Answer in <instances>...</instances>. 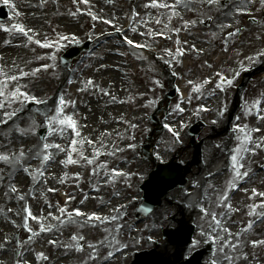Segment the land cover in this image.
Segmentation results:
<instances>
[{
	"label": "snow or ice",
	"instance_id": "snow-or-ice-1",
	"mask_svg": "<svg viewBox=\"0 0 264 264\" xmlns=\"http://www.w3.org/2000/svg\"><path fill=\"white\" fill-rule=\"evenodd\" d=\"M74 5H89V0H72ZM253 0H248V3H252ZM7 3V0H5ZM184 5L185 8H189L190 0H175L173 4H169L167 0H149L148 3L144 4V8L146 9H154L160 12L154 20L151 16L148 19H137L139 17V13H133L132 17L130 18L134 24L139 25L130 27L129 31L133 34L139 35L141 37H146L147 40H151L153 43L156 42L157 38H162L165 40L171 39L170 33L175 32L177 35L181 31V29L171 27L172 19L176 15L177 8L180 4ZM201 3H207L209 6H214L220 3V0H201ZM261 6L264 7V0H260ZM191 10V9H190ZM237 12L239 14H248L247 8H238ZM18 14V13H17ZM73 16L86 14L93 22L99 21L104 25H109L114 29V32L108 33H101V35L112 36L114 34H119L123 36L122 43L127 45L129 48L133 49L134 52L136 51H151L152 45L148 42L140 43L138 41H134L133 39L129 38L126 35H123L124 29L117 26V22L114 18L112 19H104L98 16L95 12H93L90 8H86L84 10L77 8L76 11L70 13ZM208 19H211L209 17ZM203 22V21H201ZM160 26L159 30L154 29L151 27L152 24ZM196 21H184L183 29L189 28V26H194ZM95 24H93V28ZM142 27L144 30L141 31L139 28ZM221 29L228 27L231 28L232 25H220ZM5 32L10 30H14L15 32L23 35L26 38L27 45L35 44L39 48L42 49H59L63 45L60 43L61 41H68L72 40L78 42L76 37L67 36V35H59L55 41L47 38L46 36L41 39L40 33L36 32L31 28H26L23 24H15L12 26V29L4 28ZM240 33V29L236 28L233 32H229L225 37L224 42L227 43L229 38H233ZM215 36V33H213ZM180 41L177 39L176 44L177 48L175 51L172 49H165V55L169 58L165 60V63H173L175 58L183 56V51L179 47ZM193 50L194 46H193ZM228 49L225 48L224 51ZM33 51H35L33 49ZM125 53H121L124 55ZM260 56L264 57V51L259 53ZM39 60H51L55 61L56 56H39L37 57ZM137 59L144 60L147 59L146 56H137ZM159 59L164 60L165 57L161 56ZM249 61H252V57L247 58ZM30 63V62H29ZM54 65H49L47 63L42 64L40 67H36L31 71H25L22 68H18L17 74H9L3 71L0 68V110H4L3 118H0V124H7L10 120H14V118H18L21 111H23L26 105L33 104V105H45L47 106L48 101L37 97L34 94H31L27 88V85H20L19 81L26 78V77H36L38 73L41 71H47L50 67ZM209 67H211L209 65ZM239 67L241 69H245L244 64L241 62ZM238 71H233V78H229L228 76L224 75L223 73H217L218 82L215 84V89L226 92L228 88L233 84L234 78L239 76ZM175 75V73H173ZM210 80H205L203 83L208 84ZM69 84L73 83L72 80L68 81ZM154 86L163 87L159 80L153 81ZM189 84H192V81H189ZM94 86V82L92 80H88L86 82V86L81 88L80 91H86L88 87ZM195 92H200V87L197 86L193 89ZM103 91V90H101ZM104 95H109V93L104 92ZM115 100V97H113ZM264 101L256 100L253 102L251 108H247L248 112H251L253 109L257 110V114L259 115V110L261 104ZM16 104L19 105V108H12V106ZM148 106H151V102ZM67 107L75 108V102L69 99H66L65 95L60 94L55 102L54 109H49L48 112L44 113V118L46 120V128L48 129L50 136L60 135L63 137L67 132L69 134V143L66 146H62L59 143H43L42 147L37 151L36 158L40 159V166L37 167L35 170H30L28 167H24L23 171L28 174L31 179L36 183L40 184L41 182L47 183V179L45 177V171L48 163L54 159V155L56 153H64L65 158L60 161L64 167L68 166H80V167H91V175L95 176L96 168L100 167L101 169H106V164L99 163L100 158L102 156H114L116 151H123V149H114L113 151H107V145L103 143L102 140L93 141L90 138H84L81 135V131L78 125V121L74 118V115H69L66 112ZM11 108V111L7 109ZM175 111L182 113L184 109L181 107L180 104L175 106ZM224 111H227L226 106L224 110L220 112V115L224 114ZM264 119V117H261ZM131 128L135 129L137 125L131 124ZM165 127L168 129L170 133H172L175 140L179 141V133L176 132L171 126L165 124ZM21 135H25L24 130H19ZM234 132H238L242 134L241 136H237V139L241 141L239 146L234 149V154L231 156V167L234 173L233 179L230 182L228 189L222 194L220 200L223 202L220 204L221 207H226L230 212L234 211L232 205L227 203L229 200L228 192L238 187L236 181L239 180L241 177H247L249 175L248 171H241L244 167L243 163H241L242 153L249 151L248 145L253 142L251 132L247 129V126L244 127H237L233 129ZM252 132L260 131L259 128L252 129ZM132 139H135L133 136ZM91 148V156L85 154V152ZM257 148L264 147V142H256ZM129 149H135V144H129ZM55 150V153L52 151ZM24 159V152L21 150L18 156H15L13 160L12 156L0 154V161H4L6 163H15L20 164V162ZM157 159H160L159 155H157ZM113 176H128V173L119 172L116 170H112ZM74 181L77 183L75 184L76 187H79L78 181L81 179L79 173H75L72 177ZM68 180V173L65 172L64 176L59 179L60 184H65ZM131 185H129L130 187ZM99 188H96L95 191H99ZM47 192H54L56 189L54 188H47ZM11 193H17L18 189L13 185L10 187ZM7 195V193H6ZM67 196V200L65 201V205L61 206L58 203L52 204L45 198V204L49 211L47 214H33L30 205L25 204L22 209V223L17 225V227L22 228L30 235L28 236V242L31 243L34 237H37L39 234L45 232H52L53 229L60 230L65 224H76L79 228H101L103 227L105 232H108V225L113 224L121 219V212L127 208V205H121L119 208H113L112 212L115 213L109 215H101L97 212L88 213L82 211L80 208H69L68 205L71 204L75 197L70 195L69 193H65ZM257 197L264 198V192H258L256 189L251 190L250 199H255ZM34 198V197H33ZM26 195H18V200L25 201ZM89 197L87 194L84 195L83 199L79 201L81 205L88 200ZM11 211V210H9ZM143 212H151V209L143 208L140 209ZM200 214L202 218H206L207 228L203 225L198 223V227L200 231L198 232L195 238H192L187 241V249L185 253V260L190 261L191 256L196 249L201 246V242L203 241L206 244L212 245L215 244L216 252L213 254V258L210 260V264H220V260L217 256V253L223 254V261L225 264H236V261L240 258L247 261L248 256L247 254L240 251L241 242L240 238L243 236L244 233L249 232L253 228V222L249 221L247 225L241 230V232L233 233L230 229L225 225L223 219L214 211H209L207 208L201 206ZM20 213H18L19 215ZM126 215L127 213L124 212ZM248 215L250 217L259 216L261 219H264V201L260 204H252L249 206ZM168 217H164V221H167ZM55 223H52V222ZM35 222L39 227L38 230H34L32 227V223ZM123 225H119L115 232H118ZM232 237V239H229ZM85 236L82 234H73L71 236V240L74 242L75 250L83 252L85 250V245L81 242L85 241ZM9 241L5 240V243ZM138 243L139 241H135ZM148 242L151 244L157 243L155 240L152 239L151 236L148 237ZM49 243L57 244V241L50 240ZM99 244H103V241H100ZM252 247H259L264 246V240H252L251 241ZM3 247V245H0ZM65 247H68L65 245ZM128 244L123 243L120 244L117 241V251H122L123 249L127 248ZM87 248L92 250V254L89 255L88 259H86L83 264H89V260L95 261L97 259V248L98 244L87 243ZM227 249H231L232 253H239V255H231L228 253ZM114 255L113 252H109L106 259L112 257ZM37 259H41L46 261L48 259L47 256L43 252L37 253ZM17 264H20V261H17ZM26 264V262H25Z\"/></svg>",
	"mask_w": 264,
	"mask_h": 264
},
{
	"label": "bare ground",
	"instance_id": "bare-ground-1",
	"mask_svg": "<svg viewBox=\"0 0 264 264\" xmlns=\"http://www.w3.org/2000/svg\"><path fill=\"white\" fill-rule=\"evenodd\" d=\"M92 1L94 2V0H92ZM242 4H245V2L243 1L242 3L233 4L230 7H228L225 11H222L220 13L219 17L216 19L215 23L218 21H222V20H228L229 23H232L233 22L232 18L235 17V14L237 13V9L242 8ZM99 6L101 7V10L104 9V7H102L101 5H99ZM179 6L182 7L184 10H186L183 3L180 4ZM99 11L100 10L96 11L98 16L101 15V13ZM21 13H22V17H23L24 11L22 10ZM31 15H32L33 19H31V20L25 19V20L28 22V24L32 25L33 30H35L36 32H39L41 34L40 38L43 39L47 34V31L44 30V28L45 27L50 28L51 26H53L55 24V20L58 16V13H53L50 10L39 11V10L33 9V14L31 13ZM178 15L181 16V11L178 12ZM242 17L243 16H240V18H242ZM26 21H17L16 24L25 25ZM235 21L237 22V24L242 22V20L237 21L236 19H235ZM96 23L98 24V26L100 25L99 21H96ZM56 25L59 27H63L65 29H67L66 31L68 33H73L72 29L76 26V24L74 22H72L71 20H69L68 22L65 21V18L62 16L57 20ZM218 27L219 26H217V28ZM246 30L248 31L249 29L247 28ZM100 32H101V29H95L92 31V34L98 35V34H100ZM108 43H109L108 40L107 41L105 40L102 42V44H105V45H107ZM35 46H37V45H35ZM48 51H49V49H42L41 48L40 52H37L35 55L34 54L32 55V54L27 53V49H24L22 51V55L20 57H16L13 59L14 60V66L12 68L7 67L8 73L9 74H17L18 68H22L25 71H31L32 69H34L36 67H40L42 64H45L47 62V60H39V59H37V57L49 56ZM101 51L108 52V48H106L104 50L102 49V50H100V52ZM121 51H123V50L121 49ZM218 51L219 50H216L214 53H212L210 51L207 53V55L212 56V57L217 55V57H218V54H220V53H217ZM231 52H232V54L236 53L233 50ZM226 56H231V55L227 51H225L222 54L221 59L217 63H221L222 66L226 65L228 62V59H225ZM189 59L199 60V59H204V56L200 55V54H195V55L188 54L186 56V59L183 61V68L189 70L190 75H194L195 77H199V73L202 70L209 78H212L219 72L218 68L213 67V64L216 63L215 61L211 62L209 60H206L205 66L202 67L200 70V67L197 68L194 65H190L189 63H187V61ZM109 62L112 63L113 60L109 59ZM23 64H27V67H23ZM209 65L211 67H209ZM103 68H105V67H103ZM226 69L229 72H231L233 69L232 63H230L226 67ZM43 73L45 74V77H43L44 75H39V74H43ZM44 78H46V80L42 81L41 79H44ZM98 79L101 82L100 85H101V88L103 90L102 92H100L99 90L97 91L101 95L100 105L105 108L104 112H106V113L111 112V113L103 115L99 119V121L96 125H95V122L91 123V121L93 120L94 114L96 112H98L99 107L96 106L95 101H91L90 103H86V101L81 96H80L79 100H77V89H76V87H74V89L72 91L65 94L66 99H69V100L75 102V108L70 107L69 115H74V118L78 121V125H79L81 133L82 132L85 133V135L88 138L92 139L93 141L102 140L105 145L109 141H111L113 144H116L127 130H135V129L130 127V125H131L130 118L129 117H123V114H124L123 108L119 105L111 107L112 103L107 102L106 98L103 97L104 92L109 91V92L113 93L116 91V86H118V82H119L118 75L113 73V72L104 73L103 75L99 73V74H97V77L93 78V80L96 81ZM37 80H39V81L36 82ZM20 83H27V85L32 87V88H33V84L36 87L37 86L47 87L48 84H52L51 82H48L47 71H41L40 73L37 74L36 77H26V78L20 80L19 84ZM83 85L86 86V82L83 81V75H81L80 81H79V86H83ZM91 87L92 86H90L88 88L90 89ZM177 87L180 91L183 89H187V90L189 89V85L185 81L184 77L181 78V80L177 84ZM140 90H141V87H139V84L135 83L133 85L132 94L134 96H138L140 94ZM188 93H190V91ZM31 94H33V93H31ZM116 100H120V99L117 98ZM259 100L264 101V91H262L261 98ZM40 107H41V105H37V107L34 108V110H38ZM260 110L264 111V103L261 104ZM132 111H133L131 114L132 120L140 119L141 113L139 111V105H135L133 107ZM198 113L201 115H203V114L211 115L212 114L211 117H213L215 115L213 108H210L208 111L201 108L198 110ZM27 114H29V113L26 112V107H25V109L23 111H21L19 114L20 119H23L24 122H27L28 120L24 118L27 116ZM34 114H35V112L33 111V115ZM252 114H254L255 116L253 118H249L246 121V123L242 124V127L247 126V129L251 132L252 140H253V142L248 145L249 151L241 154L242 155L241 163H243V165H244V167L241 169V171L242 172L248 171L249 175L247 177L239 178V180L236 181L238 187H236L235 189L228 192L229 200L227 201V203H230L232 205V207L235 208L234 211L230 212L226 207L220 206V204L223 203L220 200V197L228 189V187L226 188V190L223 189L226 186V184H222L221 182H223V181H227V182L230 181L231 182L233 179L234 173H233V170H226V168L228 166V165H226V164H228L227 162L218 161V162H215L210 167L211 172L207 173V175L209 176L207 181L211 183V184H208L207 190H205V187L202 186V190L195 189L192 192V194H193L192 196H190V197L186 196L184 198V202L187 205V207H184L183 212H182L181 218H182L183 223L188 222L189 217L192 216V214H193L190 207H197V206L209 204V205H212L218 209L217 213L220 215V217L222 219L224 216H226L225 225L230 229V231L233 233V235H235L236 233H238L239 227L234 225V224L239 220V216H243L244 213L248 214L250 205L260 204L262 201H264V198H260V197H257L255 199L249 198L251 196V190L252 189H256L258 192H264V168H263V165L261 166L260 159L258 158L259 148L256 147V142H263V140H264V126L261 124L259 118L256 116V112H253ZM189 118H190V116L186 111H183L182 113L176 112L172 117H170V119L168 121L165 122V124H168L176 132L179 133V143H181L180 135L182 134V131L184 130V128L188 125ZM232 125L235 128L240 127L239 122H234V123H232ZM94 127H96L97 130L100 128L102 130L101 134L95 133L96 135L95 134L92 135L91 134V128H94ZM257 128H259L260 131H258V132H252L251 131L252 129H257ZM84 129H86V130L83 131ZM24 131L26 134L23 135L22 151L24 152V159H26L36 149V146L33 143V139H32L33 135L30 132V130L26 129ZM92 136H93V138H92ZM95 136H97V137L95 138ZM169 136L173 137L172 133H170L168 131V129L165 127L164 137H169ZM173 141H175L174 137L171 139L170 143H172ZM187 141H188V139H187ZM5 142H13V140H12V138H9V139H6ZM52 151L55 153V150H52ZM89 151L91 152V148H89ZM206 151L208 152V147L204 146L203 153ZM58 154L59 153H56L54 155V159L46 167L45 177L47 179V183L45 184V183L41 182L40 185L34 184L31 187L30 191L26 192V198L28 199V201L21 205V212H22V209L25 206V204L30 205L33 214H38L40 211H42V214L46 215L47 212L49 211V209L48 210L43 209V206L46 205L45 204V198L49 201V192H47L46 190H47V188H50L51 186L56 185L54 178H53V173L55 170L63 167V165L60 164V160H59L62 158L61 157L58 158ZM209 155L210 154H208V156ZM104 164L107 165V163H104ZM120 165H123V164H120ZM39 166H40L39 161H35L34 166H33V170H35ZM24 167H27V166H24ZM23 168L21 169L22 171H23ZM28 168H30V170H31V163L28 166ZM16 169H17V167H15V166L13 168L11 166H4L2 168V174L5 175V178L2 182L3 183V192H4L5 203H4V206L0 205V213H1L0 214V245H3V247H0V259L2 260V264L9 263V259H7V258H8L9 253H10L11 236H12V233L17 229V225H18V221L15 220V218H17V210H16V202L14 199V193L10 192V187L16 184V180H11L10 172L13 170L12 174H15ZM106 172L107 171L102 173L103 176L99 182V187H98L100 190L98 192L95 191L93 195H88L89 199L86 200L88 203H94V201L96 200L97 197L102 198V196H103L102 195V193H103L102 186L106 180V178H105ZM75 173H79L80 176L82 177L80 168L75 169L73 171V175ZM24 180H26V178L22 177L20 182H22ZM230 182H229V184H230ZM24 186L26 187L27 184H24ZM175 190L176 189H171L170 192L163 193V197L164 198L168 197V199L172 198V194L176 192ZM199 192H202L201 196L199 195ZM205 192H209L210 196L212 197L210 200L207 199V195L205 194ZM6 193H7V195H6ZM123 196H125V194ZM120 199L121 198L114 199V201L117 202ZM123 199L127 203V198H123ZM172 203L177 204V205L180 204L179 201H177V200H173ZM55 204H57V203H55ZM58 204L61 206H64L65 202L58 203ZM112 206L114 207V205H112ZM68 207H69V205H68ZM237 207L239 208L240 211L236 210ZM9 210H11V211H9ZM159 212H161V207L155 213L159 214ZM22 215H23V213H22ZM251 218H255V217H251ZM261 222H264V219L259 218L256 222L253 223V228L250 230V233H249L250 236H252L253 240H264V224L257 226V224L261 223ZM31 223H32L33 227H39L35 222H31ZM121 224L123 225V227L120 228V230L118 232H116V234L121 233L119 236H117L116 243H117V241H119L120 244L127 243L128 247L123 249L122 250L123 252H120L117 255V257L115 259L116 264H122L123 261H125L128 258L129 254H130V249H132L133 245H134L132 235H131L129 229L123 223H119L116 226V228ZM89 231L90 230H87L83 234L86 237L85 241H83V243L85 245V251L84 252L76 251L74 244H68L65 242L57 243V244H55V252H54L52 258H48L46 260V262L43 264H80V263H77L71 255L76 252L79 254L77 257L78 260H80V258L84 259L90 255V251H91V249L87 248V243L98 244V242L95 238L96 235L93 234L91 231L90 232ZM46 233L47 232L39 234L37 237H34L36 239V242L28 248V250L32 251V254L25 256L24 259L21 261V264H25V262H26V264H32L31 259L34 257L33 254L37 255V253L43 252L45 254V256L48 255L46 243H44L47 241ZM69 233H73V230L69 231ZM92 238H95L94 241ZM231 238L232 237H229V239H231ZM5 240H7L9 242L5 243ZM153 240H155V239H153ZM155 241H157V240H155ZM111 243H112V240L108 244H111ZM65 245H67L68 247H65ZM111 251H113V247L110 249V252ZM254 253H255V251L249 252L250 255H253ZM113 262L114 261L110 262L109 264H113ZM33 264H35V263H33Z\"/></svg>",
	"mask_w": 264,
	"mask_h": 264
},
{
	"label": "rangeland",
	"instance_id": "rangeland-1",
	"mask_svg": "<svg viewBox=\"0 0 264 264\" xmlns=\"http://www.w3.org/2000/svg\"><path fill=\"white\" fill-rule=\"evenodd\" d=\"M34 1H35L34 3L38 2V0H34ZM117 1L118 2H115V0H113L112 3H114V6L113 7L106 6V7H108V9H104L103 10V12L105 13V19H112L111 16H116L118 13L120 14L121 12H124L125 15H127V12H129V8H130L129 7V5H130L129 2L127 0H117ZM141 1L142 0H135V3H140ZM259 1L260 0H253L252 3H249V4H251V10L253 12H255L256 21L258 20V18L261 17L260 11H261L262 6L259 4ZM22 2L23 1H21V3ZM96 2L100 4L101 1L100 0H96ZM96 2H93L92 0H89V4L93 3L94 9L96 11H98V5H97ZM148 2H149V0H144L143 4H146ZM167 2L169 4H173L175 2V0H167ZM245 2L247 3L248 0H245ZM246 3L242 4V7L246 6ZM16 4H17V0H16ZM228 4L224 5V7L222 9H226L228 7ZM100 5H102V4H100ZM47 6L50 9L52 4L49 1H47ZM82 6H83V4H82ZM102 6L105 7L104 5H102ZM17 7H18V5H17ZM87 8H90L94 12V9L91 8L90 6H88ZM139 10H140L139 17L137 19H140V18L148 19V17L151 16L152 19L154 20L158 15H160V12L158 10L146 9V8H144V5L143 6L139 5ZM180 11H181V15L183 17V23H184V21H196V22H199V21H201L203 19L208 21L209 14H210V12H208V11L202 12L201 10H199L198 6H195L194 4H190V3H189V8H186V10H184L182 7L179 6L177 8V12H180ZM215 11L216 10L212 11L213 12L212 14H214ZM112 12H115L116 15H112ZM15 16L16 15L10 16L8 21L13 19V18H15ZM206 21H204V22H206ZM222 21L223 22H228V20H222ZM5 23H7V22H5ZM203 23H199V27L200 28L203 27ZM135 26L139 27V25H137V24H135ZM213 26L216 28L217 24L215 23ZM213 26H212V29H213ZM151 27H153L156 30H159L157 28L158 25H155L154 23L151 25ZM26 28H33V27H32V25L27 24ZM88 28H89V24H84V25L79 26V27L75 26L72 30L76 29L77 34H78V32L80 30H83L86 34H88ZM212 29H210V30L197 29L198 35L195 36V37L193 36L192 38H189L188 39V43L183 41V43L179 47L181 49H182V47L184 49H188V48H193V46H194V48H196L198 50H204V49H206L205 51L211 50V49H209L210 46H211L210 42L214 41V40H220L219 37H216L220 33V32H218L219 30L217 29V30L213 31ZM257 29H259V28H257ZM257 29H254V32H252V35H244V36H242V38H241L242 40L241 41L243 43L254 42L255 38L258 37L257 33L255 32V30H257ZM139 30H141V27L139 28ZM1 33H2V36H3L7 32L2 31ZM213 33H215V36H213ZM2 36H0V45L4 46V45H6V43L5 42H1L4 39ZM137 36H139V35L134 34L132 39L134 41H138V40L135 39ZM175 38H177L179 41H181L177 37V35L173 36V39H175ZM177 39H175V42H176ZM51 40L55 41V39H51ZM138 42H140V41H138ZM147 42L152 45V41L151 40H147ZM25 43L27 44V41L25 42V40H23L22 38H21V40H19L18 38H11V40L9 41L7 46H5L3 48H0V60L3 58V56L7 57L8 55L10 56V55L13 54V52H11L10 49L7 50L8 48H12L14 50V52H18L20 49H25V48H27L29 46V45L25 46L26 45ZM94 44L96 45L95 47H94ZM239 44H240V42H238V41L231 42V43H229L227 49L229 50V49L237 48L239 46ZM259 46H260L261 50H264V44H260ZM93 47L97 48V43H93ZM60 48L59 49H49L51 55H53V54L55 55L60 50ZM5 50H7V51L4 52ZM246 50H248V49H246ZM36 52L37 51H33V53H36ZM92 53H94V52H91L90 54L86 53V54H84V58L83 59L80 58L79 60H75V61H72L70 63L69 72L71 73L73 71L74 72V76H73V79H72L73 83L68 84L69 86H73V85H77L78 84V82L80 81V74L81 73H83L84 76L96 74V68L95 67L99 65L100 61L102 60V56L103 55L101 56V54H100V57H98V60H97L96 53H94V54H92ZM137 56L138 55H136L135 59L127 57V59H128V63L127 64L131 65L133 63H136L137 62L136 61ZM162 56H164L165 58H168L165 55H162ZM221 57H222V55L218 54V57L216 55L215 59L218 60V59H221ZM225 59H226V57H225ZM55 61H51L50 60L51 65H54V66L47 72V76H52V78H53L52 82L53 83L52 84H48L47 87H42V86H37L36 87L33 84V94L36 95L37 97L44 98L45 95H49V94H51L53 92L55 94V90H56L58 81L60 80V77H61L60 73L62 71H64V67L60 64L59 58H58L57 62H55ZM235 62H237L236 63V71H238L240 73V71H241L240 69L241 68L239 67V65H240L241 62L243 63V60L241 58H238ZM195 66H196V64H195ZM0 68H5L2 63H0ZM188 76H189L190 80H192V77L189 74H188ZM151 77L154 80L156 78L155 76H151ZM0 78H2V77H0ZM231 78H233V76ZM45 79L46 78L41 79V80L45 81ZM38 81L39 80H37L36 82H38ZM236 84H237V82L234 80L233 84L228 88V90L226 92H224L226 94V96H227V98H226L227 101L225 103L227 105L229 104V101L232 98V95L234 93ZM163 86H164V88H166V85H163ZM149 87H150V96L146 95V90H145L144 91V93H145L144 97L142 98V101H141V106L139 107L140 111L142 112V117H144L146 115V113H150L154 109L153 108L154 105H156L158 103V101L162 97V95H161L162 90H159L158 86H154L152 81L150 82ZM64 89H67V87L65 86ZM262 89H264V82L262 83L260 80L256 79V80H254L251 83L250 87L247 88V90L245 91V98L243 99V103H242L241 109L236 114V116L234 117L235 118L234 121L243 120L246 112H248L247 108H251V106L253 104V100L252 99H254L255 97H258L259 96V91L262 90ZM152 90H153V92H152ZM88 92H90V90L87 89L84 94H87ZM216 92H217L216 89L214 91H210V90L206 91V93H209L208 96L213 95ZM80 93H82V91ZM219 94H221L220 90H219ZM117 96H118L117 90L110 95V97H112V98L113 97L116 98ZM125 96H126L125 92H123V90H122L121 91V99H120L121 100V107L123 108L125 113L128 114L127 116H130L131 115L130 113L132 112L131 110H132L134 104H137L138 102L137 101L134 102V99H133L132 96H131V99L129 101H127V100H125ZM90 99H93V95L92 94H90L87 98H85V100H90ZM211 100H214V98L211 97ZM115 101L116 100L113 99V103ZM95 102H96V106L99 107V110L97 112L98 114H96V113L94 114V117H93V120L91 121V123L95 122V125H96L98 123L99 119L103 115L109 114V112H107V113L104 112L105 108L100 105V102H97V101H95ZM150 102H151V106H145V103H150ZM7 110L10 111L11 108H9ZM69 111H70V107L66 108V112L68 114H69ZM221 111H222V109L220 107H218V112H217V114L215 116H213L211 118L210 117H205V123L207 124L208 128L205 131L201 132L202 135L200 137H203V136H205V134H208L210 132L209 125L214 124V123L211 122V120L218 119V123H216V124L218 125V127H220L219 124H221L222 120L226 119L224 114L220 115ZM3 112H4V110H3ZM249 113L251 114L252 111L249 112ZM39 119H41V118H39ZM263 125H264V123H263ZM33 126H35L34 123H33ZM85 130L86 129H84L83 131H85ZM101 131L102 130L100 128L98 130H97L96 127L91 128V134L92 135L95 134V133L101 134ZM81 135L84 138H88L85 135V133H83V132L81 133ZM140 135H141V132L138 133L137 131H134V134H132L131 131H129L127 133V136L124 134L123 141L119 140L116 144H113L111 141H109L108 142V146L111 149V151H113L114 149H119L120 147L124 146L125 144H135L136 145V143L139 142ZM133 136L135 137V139H132ZM48 137H50L49 133L47 134L46 139ZM96 137L97 136H95V138ZM57 138L60 140V143H62L64 146H66L69 143V134L67 132L65 133V135L63 137L58 135ZM55 141H54V143H56ZM217 142H219V141H217ZM235 142H236L235 143L236 145H239L241 143V141L238 140L237 138L235 139ZM156 145H157V143H156ZM85 147L88 148V146H85ZM156 151L158 153L157 149H156ZM160 151L162 152V150H160ZM61 154H62L63 157H65L64 153H61ZM85 154H89V155L91 154V152L89 151V148L85 152ZM109 157L112 160V162H114L115 166L119 165V164H123V162H128L129 164H132L131 165L132 172L135 171V173H137V174H139L141 172L143 173L142 176H133L134 179H133L132 182H131V180H129V185H131L130 187L128 186L130 188V191H129L130 195H135V194L138 195L137 186H138L139 182H141L144 178L145 179L147 178L146 175L150 171V169L147 167L146 164H145V167L142 164V162L140 160V158H141L140 154L138 152L130 151V150L126 149V150H123L121 152H117L114 156H109ZM107 161H109V159H107ZM87 174H88L87 173V169H85V175H87ZM87 177H88V175H87ZM140 177L142 178L141 180L139 179ZM88 181H89V177H88V180L86 181V184L88 183ZM125 188H126V186L124 185V181H119V182H117L116 185H114V183H113V188H107V191L110 192L112 190L111 195H114V194H120L122 192V190L125 189ZM59 194L60 193L57 192L55 195H56L57 200L60 201ZM0 202H2V201H0ZM17 204L20 206L21 201H19ZM126 213L127 214L126 215L124 214L123 217H121V219L119 221L109 225L110 229H108L109 230L108 232L102 233L101 229L100 230H97V229L94 230V229H88V228H84V229L79 228V229H81L82 233L80 231L79 232H80V234L83 235L87 230L96 231V234L100 235V237L102 239H104L106 236L110 239L112 235L115 236V231H114V229H116L115 226H117L118 223H120V222H122L124 224L127 221V222L130 223V226L127 227V228L131 232L132 237H134V243H135V246H136V249L134 248V250L143 251L149 245L148 243H145V246L143 244V239H145L146 236L148 235L149 227L140 226V225L134 226L135 224L132 222L133 218L135 217L133 209H131V210L127 209ZM38 214H41V212H39ZM20 224H21V222L19 221L18 225H20ZM32 227H33V225H32ZM19 230L21 231V234H20V239L18 241L19 253H18L17 259H18V261L20 259L22 261L24 259V257L30 255V253H32V251L28 250L27 247H26L27 244L24 243L25 239L27 238V235L24 234V230L22 228H19ZM59 231H60V233L62 235L64 233L65 234L69 233L68 228H65V227H62ZM54 232H57L54 235L57 236L58 239H62V237L64 238V236H62L58 231H54ZM156 233H157V230H154L152 232V234H156ZM73 234H75V232H73ZM117 236H119V234H116V236H115L114 246H115V243H116ZM139 239H141L139 241L141 246H139L138 243L135 242V241H137ZM35 242H36V239L33 238L31 243H35ZM169 248H171V247L168 246V249ZM156 252L159 253L160 249H156ZM25 253H29V254L24 255ZM101 255H103V254H101ZM12 258L9 259V263H7V264H13ZM100 258H102V257H100ZM21 261H20V264H21ZM31 263L33 264V260L32 259H31Z\"/></svg>",
	"mask_w": 264,
	"mask_h": 264
},
{
	"label": "water",
	"instance_id": "water-1",
	"mask_svg": "<svg viewBox=\"0 0 264 264\" xmlns=\"http://www.w3.org/2000/svg\"><path fill=\"white\" fill-rule=\"evenodd\" d=\"M172 241H177L178 240V236L177 234H175L174 236H172ZM154 262L152 261V259L150 257H146L143 259H139L135 264H153Z\"/></svg>",
	"mask_w": 264,
	"mask_h": 264
}]
</instances>
